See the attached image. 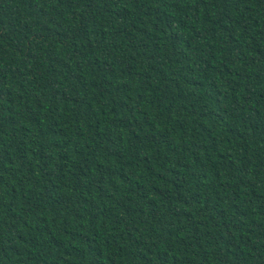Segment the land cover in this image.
I'll return each instance as SVG.
<instances>
[{
	"label": "trees",
	"instance_id": "obj_1",
	"mask_svg": "<svg viewBox=\"0 0 264 264\" xmlns=\"http://www.w3.org/2000/svg\"><path fill=\"white\" fill-rule=\"evenodd\" d=\"M0 264H264V0H0Z\"/></svg>",
	"mask_w": 264,
	"mask_h": 264
}]
</instances>
